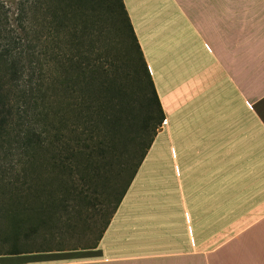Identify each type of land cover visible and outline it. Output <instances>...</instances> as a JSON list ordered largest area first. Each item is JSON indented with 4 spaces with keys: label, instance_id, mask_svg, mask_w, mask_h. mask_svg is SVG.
Segmentation results:
<instances>
[{
    "label": "crops",
    "instance_id": "obj_1",
    "mask_svg": "<svg viewBox=\"0 0 264 264\" xmlns=\"http://www.w3.org/2000/svg\"><path fill=\"white\" fill-rule=\"evenodd\" d=\"M164 122L97 247L0 264H264V0H123Z\"/></svg>",
    "mask_w": 264,
    "mask_h": 264
},
{
    "label": "trees",
    "instance_id": "obj_2",
    "mask_svg": "<svg viewBox=\"0 0 264 264\" xmlns=\"http://www.w3.org/2000/svg\"><path fill=\"white\" fill-rule=\"evenodd\" d=\"M7 3L0 0V255L95 248L164 122L153 80L123 0H15L14 11ZM115 10L146 79L140 103L144 115L137 126L120 80L122 67L109 69L100 50L94 58L86 51L104 33L102 14ZM58 127L73 136L74 146L65 143L72 158L87 148L85 142L106 153L128 140L138 142L147 130L152 135L148 144L137 143L129 159H121L110 180L95 171L92 152L81 154L88 163L83 166L68 163L67 155L52 149L48 137ZM71 165L94 188L100 184L110 189L114 183V203L107 213H99L101 223L93 229L81 220L87 197L75 186ZM44 173L61 178L60 189L66 187L65 175L73 185L47 195L40 178ZM37 186L43 196L28 203ZM39 237L42 242H33Z\"/></svg>",
    "mask_w": 264,
    "mask_h": 264
},
{
    "label": "rangeland",
    "instance_id": "obj_3",
    "mask_svg": "<svg viewBox=\"0 0 264 264\" xmlns=\"http://www.w3.org/2000/svg\"><path fill=\"white\" fill-rule=\"evenodd\" d=\"M15 0H8V7L11 9V11H14L15 9ZM106 22L104 24L105 30L103 31L102 35L97 34L91 43L94 45L93 49H90V47L87 48L88 55L90 58H94L95 52L100 50L103 54V62H105V65L109 67H115L119 66L122 67L121 69V78L120 80L122 83H124L125 91H126V101L130 106V113L134 117V125L136 124L138 120H141L144 112L143 109H141L140 103L145 100V95L143 94L144 87L143 85L146 84V79L142 73V71L139 69L140 62L138 58V53L136 50H134V47H132V40L128 37V33H125L124 30H122V25L120 24L122 22V17L120 15V12L115 10L112 14L106 13L102 14V19ZM99 19V18H97ZM103 21V22H104ZM101 23V21H99ZM94 42V43H93ZM92 45V46H93ZM90 51H89V50ZM133 108V109H132ZM56 135V136H55ZM152 135L151 130H147L144 132L142 137L140 139L133 141L128 140L127 143H123L120 145H117L116 150L113 151H107L105 153V149L102 150L101 153L98 152V148L95 147V144L93 145L90 142H85V146L87 148L80 149L81 154H84L87 152V155L89 152H92L93 160L92 163L94 164L95 171L100 170L104 175V179H115V174L120 164L126 159L130 158L132 154L134 153L137 143L139 145L142 143L143 145H146L149 143L150 138ZM132 137L133 134H130ZM49 141L53 142L52 149L59 152L61 156H68L69 159L67 160L69 162H76L77 165H80V162H82L83 166L88 164L86 160L84 159V155L78 154L76 155L77 158H72L71 151L66 147V142H69L71 146H74L73 136L66 131H64L61 128H55L49 135ZM81 138H87L88 136L82 135ZM122 139V138H121ZM70 140V141H69ZM121 142V141H120ZM119 142V143H120ZM106 144V143H105ZM89 146V147H88ZM138 147V146H137ZM51 148V147H50ZM108 150V149H107ZM91 153V154H92ZM99 153V154H98ZM86 157V156H85ZM123 158V161L121 162V159ZM80 161V162H79ZM75 164V163H74ZM72 166V165H71ZM82 166V167H83ZM77 167L71 168V171L73 172L74 176L73 178L76 180L75 186L78 187V189L83 191V195L87 197L86 199V205L84 204L82 208V218L83 222L85 221V224L89 225L88 228L93 229L94 227H98L101 223V217L99 215L102 210L107 213V211L110 210L111 206L114 203L115 196L112 194V186L114 183L111 182V185H109L110 180L105 181L110 186V189L103 188L102 185H98L96 188H94L91 183L88 182V179L85 178L83 181L81 178V169H76ZM91 168H88L89 170ZM106 169V170H105ZM87 170L85 173H87ZM93 170V169H91ZM112 170V171H110ZM106 171V172H105ZM90 174L92 171L89 172ZM53 174L44 173L40 178H42L45 181L44 188L46 189L45 194H49L53 190H56L57 192H63L64 188H70L73 183L71 180H69L70 176L67 177V175L64 176V182L66 187L62 186V189H60L58 183L61 180V178H55L51 177ZM50 176V177H49ZM113 181V180H112ZM25 182V181H24ZM47 183H50V186L47 185ZM52 183L54 184L53 186ZM34 186V185H33ZM56 186L58 189H55ZM25 188H27V185H24ZM39 186L36 187L35 194L33 196H29L27 198L28 203H36L39 201L38 197L43 196L42 193H38L40 190ZM26 190V189H25ZM38 191V192H37ZM22 203H25V199L19 200ZM101 210V211H100ZM22 217V215H20ZM31 218H34V216H31ZM74 218V217H73ZM33 240V239H32ZM42 237H39L37 239H34L33 242L40 243L42 242ZM85 240V239H84ZM83 240V241H84ZM85 242V241H84ZM82 244H88L87 243Z\"/></svg>",
    "mask_w": 264,
    "mask_h": 264
},
{
    "label": "snow or ice",
    "instance_id": "obj_4",
    "mask_svg": "<svg viewBox=\"0 0 264 264\" xmlns=\"http://www.w3.org/2000/svg\"><path fill=\"white\" fill-rule=\"evenodd\" d=\"M258 109L261 111V115H264V105H258Z\"/></svg>",
    "mask_w": 264,
    "mask_h": 264
}]
</instances>
